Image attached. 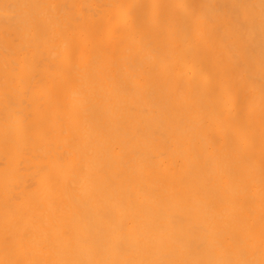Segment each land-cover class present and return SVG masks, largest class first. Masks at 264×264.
Returning a JSON list of instances; mask_svg holds the SVG:
<instances>
[{
    "label": "bare ground",
    "instance_id": "6f19581e",
    "mask_svg": "<svg viewBox=\"0 0 264 264\" xmlns=\"http://www.w3.org/2000/svg\"><path fill=\"white\" fill-rule=\"evenodd\" d=\"M0 264H264V0H0Z\"/></svg>",
    "mask_w": 264,
    "mask_h": 264
}]
</instances>
